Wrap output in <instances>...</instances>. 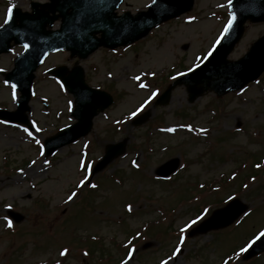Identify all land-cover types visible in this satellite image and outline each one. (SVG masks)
Returning a JSON list of instances; mask_svg holds the SVG:
<instances>
[{
	"label": "rangeland",
	"instance_id": "1",
	"mask_svg": "<svg viewBox=\"0 0 264 264\" xmlns=\"http://www.w3.org/2000/svg\"><path fill=\"white\" fill-rule=\"evenodd\" d=\"M150 3L126 0L119 11L136 14ZM228 6L229 0H195L192 12L135 45L100 49L82 61L87 82L109 88L116 102L94 120L86 138L45 159L44 141L75 123L74 98L47 71L72 68L77 61L67 52L47 59L32 87L28 115L34 130L0 121V264H97L79 242L93 236L113 255L111 264H226L232 255L237 264H264V254L242 260L251 238L264 232V75L241 91L221 98L206 93L194 103L186 87L178 86L167 106H155L172 80L207 61L230 20ZM10 7L31 10L30 0H0V25ZM263 34L264 23L248 24L229 59L242 58ZM24 50L16 46L0 57V109L17 108L21 94L3 73ZM133 112H150V119L136 128ZM126 140V153L91 178L107 146ZM178 159L176 173L156 176ZM87 161L91 165L84 167ZM114 173L121 179L117 184L109 180ZM100 179V189L89 191ZM73 192L77 195L69 201ZM235 199L248 215L222 230L187 234ZM9 209L24 220L14 223ZM135 231L142 235L124 257ZM145 244L150 248L143 249Z\"/></svg>",
	"mask_w": 264,
	"mask_h": 264
},
{
	"label": "water",
	"instance_id": "2",
	"mask_svg": "<svg viewBox=\"0 0 264 264\" xmlns=\"http://www.w3.org/2000/svg\"><path fill=\"white\" fill-rule=\"evenodd\" d=\"M122 1L51 0V3L45 5L34 4L32 14H24L19 9L14 10L11 22L0 31V54L10 51L12 40L27 44L29 51L18 58L15 70L8 75L9 81L15 83L23 93L19 110L14 114L0 112V118L28 123L25 112L29 110L32 96L33 73L51 51L76 50L80 58H87L101 46L111 49L127 46L147 36L162 22L177 17L193 7V0H160L154 3L148 12L139 13L134 17L127 13L119 17L115 10ZM57 12L59 16L55 15ZM231 13L235 19L232 18L231 27L223 43L212 58L193 74L171 85L158 100L157 105H167L171 100L172 91L178 85L185 84L188 87L190 101L193 102L205 91H216L219 95H224L242 89L260 77L264 72V37L254 43L248 54L239 61L232 62L227 58L242 39L247 21L264 22V0H234ZM60 18L63 19L61 30L48 31L47 27H52ZM98 34L101 35L100 38L97 37ZM53 73L61 77L67 89L76 96L75 116L79 122L73 128L46 142L48 155L88 134L93 118L113 102L107 94L93 92L86 86L84 70L80 67L72 71L59 68ZM149 117V113L145 114L137 120L136 125L145 123ZM124 150L125 143L109 146L106 157L95 171L103 169ZM177 167L178 162H171L166 168L159 170L158 174L169 176ZM245 210L243 204L235 201L227 208L216 211L204 225L192 232V235L227 227ZM16 219L21 221L23 218L17 216ZM262 252H264V237L245 254L244 260Z\"/></svg>",
	"mask_w": 264,
	"mask_h": 264
},
{
	"label": "snow or ice",
	"instance_id": "3",
	"mask_svg": "<svg viewBox=\"0 0 264 264\" xmlns=\"http://www.w3.org/2000/svg\"><path fill=\"white\" fill-rule=\"evenodd\" d=\"M229 2L231 3V0H229ZM153 3H155V0H153ZM233 19H235V17H233ZM12 20V8L10 7L9 9H8V12H7V16H6V19L4 20V24H8L10 21ZM231 21H229V24H228V28H230L231 27ZM3 25H0V27H2ZM225 31H227V28L225 29ZM25 47L27 48V45H25ZM212 55V53H209V56H211ZM136 79H139V77H136ZM12 87H13V89H15V85H12ZM141 87H144V85L143 84H141ZM153 95H155V93H153ZM147 103V102H146ZM143 107V106H142ZM139 111V110H138ZM137 115V112H133L132 113V116L133 117H135ZM25 131L27 132L28 130L27 129H25ZM36 131H40V129L39 128H37L36 129ZM168 131H175V129H168ZM202 131H206V130H202ZM30 136L32 135V133L31 132H29L28 133ZM37 143H39V141H37ZM82 166H84V165H82ZM138 166V165H137ZM84 167H87V166H84ZM87 182V178L85 179V180H81L80 181V184L78 185L79 187H83L84 185H85V183ZM92 188H95V187H97V185H94V184H92V185H90ZM245 187H247V186H245ZM77 195V193L76 192H73L69 197H68V200L69 201H71L75 196ZM129 210H131L130 208H129ZM245 215H248V213H245ZM196 223V221L195 220H193L192 221V224H195ZM8 226L9 227H12V221L11 220H8ZM184 231V229H181V232H183ZM262 237H264V232H261L257 237H256V239L257 240H259L260 238H262ZM255 241H253V243H254ZM246 249H242L241 251H245ZM177 252H179V249H177ZM65 253L64 252H62L61 253V255H64ZM161 264H168V261L167 260H165V261H162L161 262ZM226 264H227V262H226Z\"/></svg>",
	"mask_w": 264,
	"mask_h": 264
}]
</instances>
